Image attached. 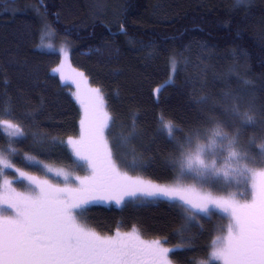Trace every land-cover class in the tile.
Segmentation results:
<instances>
[{
	"label": "trees",
	"instance_id": "obj_1",
	"mask_svg": "<svg viewBox=\"0 0 264 264\" xmlns=\"http://www.w3.org/2000/svg\"><path fill=\"white\" fill-rule=\"evenodd\" d=\"M45 44L63 47L71 70L101 90L115 121L110 143L116 137L129 141L116 149L128 165L121 168L147 182L166 185L180 173L171 163L174 143L162 130L161 116L174 122L180 140L207 124L213 112L230 126L240 123L222 111L231 101L225 93L244 94L242 110L251 100L255 111H264V0L245 6L235 0H0V113L11 110L13 122L25 129L14 141L0 130V155L29 172L37 173L38 166L25 163L27 155L70 175H93L61 143L77 137L80 112L71 87L53 71L60 54L43 49ZM170 57L177 72L157 93L172 76ZM34 135L43 142H34ZM262 137L264 124L245 126L240 144L255 154ZM173 205L179 204L124 198L116 208L97 201L89 206L87 227L112 235L135 226L145 242L159 238L176 247L187 213ZM189 227L194 244L175 254V264L206 259L225 220L217 213Z\"/></svg>",
	"mask_w": 264,
	"mask_h": 264
},
{
	"label": "snow or ice",
	"instance_id": "obj_2",
	"mask_svg": "<svg viewBox=\"0 0 264 264\" xmlns=\"http://www.w3.org/2000/svg\"><path fill=\"white\" fill-rule=\"evenodd\" d=\"M250 2L235 0L236 6ZM53 71L60 72L61 69L58 67ZM170 71L172 76L155 90L157 93L173 82L177 72L175 57H170ZM78 75L84 77L83 73ZM229 97L231 101L222 111L229 113L232 120H239L238 125L230 126L225 120L214 118L213 112L207 124L177 140L175 133L178 129L174 122L166 121L163 116L160 118L162 130L174 143L171 163L179 165L182 173L193 172L200 183L210 187L215 185L217 178H223L229 185L245 186L243 192L215 197L211 192L200 194L193 188L161 186L122 172L120 168L128 165L116 149L129 141L116 137L110 143L111 127L115 121L105 110L101 90L89 89L87 100L78 94L76 98L84 108V118L80 121L81 135L79 139L69 137L66 144L79 161L92 169L93 175L90 178L72 177L79 182V186L73 188L67 186L70 174L58 170L56 175H62L66 182V186L61 188L48 180L37 182L27 172L16 169L20 178L34 186H26L23 192L8 189L0 194V264H175V254L192 248L194 244V240L186 235L190 232L189 225L197 219L210 221L217 211L226 213L230 219L228 235L212 240L208 257L196 264H212L213 261L264 264V137L259 144L260 151L255 154L240 144L241 131L245 126L264 124V111H255L251 100L242 110L244 94L225 93L224 99ZM206 102V99L201 100V103ZM4 115L9 118H3ZM0 128L11 130V136H25L22 124L13 122L11 110L0 113ZM134 130L133 125V133ZM33 139L42 143L44 138L34 135ZM254 144L255 138L249 141V145ZM27 159L33 165L43 164L35 156ZM0 163L5 168L12 167L2 156ZM137 165L138 161L133 158L131 166ZM43 167L48 172L53 171L47 165ZM9 184L5 181L6 187ZM138 194L181 202L173 205L181 206L187 213L182 217L184 224L177 232L183 238L180 245L166 247V240L159 238L145 242L135 226L131 233L117 231L114 237L101 236L87 227V213L93 203L114 200L116 205H121L125 196ZM249 195L251 201L241 203Z\"/></svg>",
	"mask_w": 264,
	"mask_h": 264
},
{
	"label": "rangeland",
	"instance_id": "obj_3",
	"mask_svg": "<svg viewBox=\"0 0 264 264\" xmlns=\"http://www.w3.org/2000/svg\"><path fill=\"white\" fill-rule=\"evenodd\" d=\"M53 48H56L57 52L61 56L60 61L58 62L57 66H56V68L59 67L61 69V71L56 72V73L58 74L62 83L71 87L73 99L79 107L80 115H79V121H78V134H77V137H72L74 139H79L80 135H81L80 121L84 118V108L81 106L80 102L77 100L76 97L79 94L82 99L87 100V97L89 95V89H93V88L88 87L86 80L84 78H81L78 75H76L77 72H73L71 70L70 65H69V60L67 58V55H65V50L63 47L62 48H61V46L56 47V46H53V44L52 45H50V44L43 45V49H45V50L50 51ZM83 90H86L87 96H85V92ZM0 130L10 141H14V140L19 138L17 136L9 135V132L11 131L9 129L0 128ZM67 139L68 138H66L65 140L63 139V141H65V143H63V144L66 145V147L68 148V151H69V155L71 156L72 159H74L76 157L73 154L71 147L66 144ZM224 155L226 156L227 153L225 152ZM2 157H3L4 161L11 163L12 167L11 168H5L3 166V163H0V194H3L8 189H15L16 192H23L25 190L26 186L27 187H33L34 186V185L30 184V182L28 180L20 178V174H19V172L16 171V169H20L21 171L27 172L28 175L35 177L37 182H42L44 180H48L49 183L53 184L54 186H58L61 188L66 186V182L64 180V177L62 175H59V176L56 175V171L62 170V169L58 168L55 165L45 164L48 167L53 169L52 172H48L43 167V164L37 165L38 171H37V173H35V172H29L28 170L16 165L9 157L8 158L4 157V156H2ZM27 157H30V156H28V155L23 156V158H24L23 161L29 165L31 163L28 161ZM221 162H223V161H221ZM34 166H36V165H34ZM120 170L122 172H127L125 169H122V168H120ZM62 171H64V170H62ZM178 171H180V173L179 172L177 173V175H176L177 180L175 182L173 181L172 183H169L166 185H161V186H169V187L181 186L184 188H193V189H195V191L197 193L206 194L208 192H211L213 194V196H215V197H227L231 193H234L237 191H240V192L244 191V187H245L244 184L236 185L235 183H232L231 185H229L228 183H226L223 180V178H219L221 180H217L215 185L210 187L207 184L200 183L199 180L196 178L195 173H193V172H183L182 173L181 170H178ZM75 176H78V175H73V174L70 175V179H69V181H67V186L73 187V188L79 186V182L72 179V177H75ZM133 177L135 178L136 176H133ZM82 178H84V177H82ZM5 181L10 182V184L7 187L5 186ZM145 182H147V181H145ZM209 183H211V182H209ZM124 198L133 199L134 202H138V203L155 201L157 199H164V200L169 201L167 198H163V197L151 198V197H145V196H142L139 194L136 196H125ZM250 201H251V195L248 196L247 200L242 199L241 203L250 202ZM169 202H174L177 204L181 203L179 201H169ZM180 209L183 210V208L181 206H180ZM217 213L222 215L223 220H225L224 230L218 236L226 237L228 235V225L230 223V219L226 213H221L219 211H217ZM121 234H124V233H121ZM115 235H116V232L112 235L109 234V235H101V236H112V237H114ZM141 239L144 240L143 238H141ZM214 239H216V238H214ZM210 250H211V245H210ZM210 250H209V253H210ZM212 263L213 264H219V263L222 264V261H213Z\"/></svg>",
	"mask_w": 264,
	"mask_h": 264
},
{
	"label": "flooded vegetation",
	"instance_id": "obj_4",
	"mask_svg": "<svg viewBox=\"0 0 264 264\" xmlns=\"http://www.w3.org/2000/svg\"><path fill=\"white\" fill-rule=\"evenodd\" d=\"M83 91L85 92V96H87L86 90H83ZM92 174H93V173H92ZM107 203L113 205V206L116 207V208H121V207H122V204H121V205H116L114 200H111V201L107 200ZM91 206H92V205H91ZM114 233H115V232H114ZM219 264H220V263H219Z\"/></svg>",
	"mask_w": 264,
	"mask_h": 264
}]
</instances>
